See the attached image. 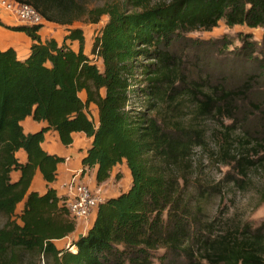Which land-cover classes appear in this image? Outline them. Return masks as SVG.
<instances>
[{
  "label": "trees",
  "instance_id": "1",
  "mask_svg": "<svg viewBox=\"0 0 264 264\" xmlns=\"http://www.w3.org/2000/svg\"><path fill=\"white\" fill-rule=\"evenodd\" d=\"M17 1L48 22L69 25L86 16L97 23L103 15L107 20L91 45L101 67L84 52L81 28H69L59 42L41 38L42 24L9 26L0 20V26L30 39L23 58L13 47L0 49V264H155L160 249L159 264H178L181 256L187 264L196 258L207 264H264L260 228L209 239L198 219L201 207L191 208L185 191L187 161L196 146H205L209 118L221 125L228 145L242 149L240 160L249 163L250 150L262 151L264 163V85L254 90L264 77V30L261 43L240 33L241 45L228 53L227 35L188 36L220 20L228 27L264 29V0H104L90 6L84 0ZM66 40L77 41L78 48ZM225 53L228 66L243 62L257 69L236 80L226 72L215 80L211 66L219 71L213 61L221 60L212 55ZM246 101L248 111L236 124ZM253 110L263 121L243 132L247 137L234 135L249 126L246 116ZM27 117L44 125L26 132ZM47 131H55L64 146L73 142L74 132L90 138L81 165L96 167L97 184L122 162L130 172L128 189L98 205L90 228L72 241L73 250L54 244L75 230L76 220L49 186L64 157L42 147ZM21 149L24 161L17 155ZM37 170L46 183L42 193L30 188Z\"/></svg>",
  "mask_w": 264,
  "mask_h": 264
},
{
  "label": "rangeland",
  "instance_id": "2",
  "mask_svg": "<svg viewBox=\"0 0 264 264\" xmlns=\"http://www.w3.org/2000/svg\"><path fill=\"white\" fill-rule=\"evenodd\" d=\"M104 0H84L89 6L97 3H101ZM0 20L9 26L26 25L19 20L10 18L8 14L0 10ZM107 16L103 15L97 23H91L87 21L86 16H83L80 20H76L71 24H59L56 22H48L44 20L40 34L43 38L54 37L56 40L61 42L64 35L67 33L69 28H81L84 36L83 50L99 67L101 62L93 54H91V45L95 35L99 29L106 22ZM4 28V27H3ZM7 29V28H6ZM9 30V29H8ZM263 28L261 27H248L246 25H234L228 27L223 20H220L211 30H197L188 33V36L199 39H216L227 35L231 40L232 44L227 49V53L233 50L235 47H239L241 42L239 40L240 33L251 34V39L257 43H261ZM66 43L70 44L73 49L78 48V42L66 40ZM258 48H261L259 45ZM227 53L221 56L212 55L213 58L220 59L221 61H213L219 66H211V70L215 71V80H221L225 76L233 79H238L243 76V71L250 72L256 70V66H251L241 62L236 68L235 66H228L225 57ZM232 55V54H231ZM262 55V54H261ZM223 58V59H222ZM213 63V64H214ZM241 76V77H242ZM264 77L254 82V90L259 85H264ZM256 86V87H255ZM260 89V88H259ZM260 92L262 90H259ZM254 94L256 93L253 92ZM254 94L250 96L253 97ZM81 97L84 98L83 94ZM248 101L241 102L239 110L236 113L237 124L247 110ZM250 110L251 107L249 106ZM90 114L97 122V112L94 105L90 106ZM247 119L249 126L247 128L242 127L245 130L237 129L234 135L239 134L240 136L247 137L243 132H252L255 124L261 123L262 114L259 111L253 110L252 113L248 114ZM232 120H224V123H231ZM206 128V144L204 147L196 146L192 150L190 159L187 161L186 168V188L187 195H191V208L201 207V213L198 214V219L201 221V225L204 226L203 234L209 235V239L216 238L218 235H223L227 231L240 232L245 227L250 230L260 228L264 232V222H261L259 226L252 223H244L240 220L239 216H233L229 218L227 213L230 207H236L238 203V197L242 196L246 189L249 187H256L264 185V173L257 171V169H264V163H260V156L262 151L258 153L249 151L248 159L251 162L240 160V155L243 154L242 149L237 146L228 145L224 140L222 134V127L214 119H207L204 123ZM254 134H249L248 137L252 138ZM227 138V137H226ZM262 199H264V189H261ZM19 210V206L16 211ZM254 210L250 208L249 211ZM239 213V208H237ZM206 226V228H205ZM198 229V226L196 227ZM196 248V245H194ZM163 253L160 249L158 252H154L155 257L153 261L155 264H159L157 258ZM196 257H199L198 254ZM175 262L178 264L189 263L188 259L184 256L177 257ZM193 263V262H192ZM207 264L203 259L195 260V264Z\"/></svg>",
  "mask_w": 264,
  "mask_h": 264
},
{
  "label": "crops",
  "instance_id": "3",
  "mask_svg": "<svg viewBox=\"0 0 264 264\" xmlns=\"http://www.w3.org/2000/svg\"><path fill=\"white\" fill-rule=\"evenodd\" d=\"M41 35V34H40ZM42 39H45L41 36ZM30 39L23 33L18 31L8 30L0 26V49L7 47H13L19 58H23L28 54ZM24 130L26 132H34L40 129L44 125L43 122L33 121L31 117H27L22 122ZM90 145V138L85 136L83 132L73 133V142L64 146L59 142L58 135L55 131H47L42 143V147L49 153H55L64 157V161L57 165V175L55 181L49 184L56 189L58 195L62 194V185L68 178L74 173H80L83 181L93 189L99 190L104 199L118 195L120 192H124L130 185V172L125 163L122 162L113 166L110 176L104 182L97 184L95 181L96 167L86 168L83 170L81 165V159L86 153V149ZM17 155L21 161H24L26 156L25 152L21 149L17 152ZM116 173L120 174V177L116 178ZM18 172L12 173V178L18 177ZM30 188L32 190L42 193L46 189V183L42 179L41 173L37 170L33 176ZM23 201L20 202L19 212L22 208ZM96 211L88 219L76 220L75 230L68 236L61 239L54 240V244L58 249L67 248L71 246L70 250L74 249V245H71L72 241L78 236L86 233L88 228L94 222Z\"/></svg>",
  "mask_w": 264,
  "mask_h": 264
},
{
  "label": "built area",
  "instance_id": "4",
  "mask_svg": "<svg viewBox=\"0 0 264 264\" xmlns=\"http://www.w3.org/2000/svg\"><path fill=\"white\" fill-rule=\"evenodd\" d=\"M0 10L10 18L21 21L26 25L43 24L41 15L29 4L17 0H0ZM63 202L69 215L75 219H88L104 201L99 190L90 188L83 181L80 173L74 172L62 185ZM71 246L68 247L70 250Z\"/></svg>",
  "mask_w": 264,
  "mask_h": 264
},
{
  "label": "clouds",
  "instance_id": "5",
  "mask_svg": "<svg viewBox=\"0 0 264 264\" xmlns=\"http://www.w3.org/2000/svg\"><path fill=\"white\" fill-rule=\"evenodd\" d=\"M257 171L264 173V169H257ZM261 189H264V185L246 189L244 194L238 197L236 207L229 208L227 216L231 218L238 215L242 222L259 226L261 222H264V199H262ZM237 208H239V213H237ZM250 208L254 210L249 211Z\"/></svg>",
  "mask_w": 264,
  "mask_h": 264
}]
</instances>
